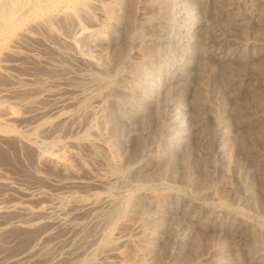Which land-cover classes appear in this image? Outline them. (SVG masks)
I'll use <instances>...</instances> for the list:
<instances>
[{"label": "rangeland", "instance_id": "374dc122", "mask_svg": "<svg viewBox=\"0 0 264 264\" xmlns=\"http://www.w3.org/2000/svg\"><path fill=\"white\" fill-rule=\"evenodd\" d=\"M117 1L0 34V204L90 205L1 231L0 264L42 229L31 264H264V0Z\"/></svg>", "mask_w": 264, "mask_h": 264}, {"label": "bare ground", "instance_id": "6f19581e", "mask_svg": "<svg viewBox=\"0 0 264 264\" xmlns=\"http://www.w3.org/2000/svg\"><path fill=\"white\" fill-rule=\"evenodd\" d=\"M102 1L103 0H0V34H2L11 25H13V24L18 25L23 20H26L27 17L30 18V16H37L38 19H36L34 24L44 26L46 28L47 32L50 34H55V30L53 29V27L51 25L52 22H55L58 20L62 21V20H66V19H70L71 21H73L75 23L76 29L79 33H84L85 28L81 25L82 22L80 23L81 18H84V19L87 18V19L93 21V23H95L93 11L98 10L100 12V15H101V13H103V14L108 13V8L106 7V5H104V3ZM117 2L120 3L119 0ZM107 6H108V4H107ZM109 16H111V14ZM23 30H25V28ZM26 31H27V28L25 31L22 32V35H24L25 37L27 34ZM78 36H79V34H78ZM73 40L75 41L76 37H74ZM115 90H116V88H115ZM7 114H10V112H7ZM63 115H64L63 117L65 119H67L68 121L74 119L76 116L74 113L73 114L67 113V114H63ZM90 127H92V125ZM93 127H95V126H93ZM2 131L4 132V127H3V123L0 122V133ZM89 132L90 133H88V134H91L92 136L97 135L93 131V129L89 130ZM85 136L86 135H84V137ZM88 137H89V135H88ZM16 138H18V137H16ZM87 140L88 139H86V141ZM19 141L23 145H30L28 147H31L34 150V155L31 157L32 164L33 163L34 164L39 163L42 161H44V162L48 161V162L55 164V165H63L64 166V162L62 160L63 157H61L59 155V153H55L54 143L56 141L55 142H48V141H44V140H39L38 138L27 137V136H20ZM58 141H60V140H58ZM20 142H19V144H21ZM92 142H93V140H92ZM60 154H62V152ZM21 190H23V189H21ZM21 190H20V192L25 197L23 200L16 201L14 199H11V200L7 201L6 203L0 204V232L5 230V229L7 230V228H10L13 226L14 227L19 226V228L20 227L27 228V227L33 226V228H34V226H36V225L38 226L41 224H45L47 221H49L48 220L49 219V215H48L49 210L53 209V208L58 210L59 211L58 213H60L62 215V216L60 215L62 217V221L59 223L60 226L77 227L78 223H76V220H77L76 216L78 215L79 211L84 210V209L87 210V209H89V206H90L88 204L89 203L88 201H87L88 203H84V202H82L83 200L82 201L77 200L78 201L77 203H71V204H67V205L62 204L63 201H62V203L58 202L55 205L44 204L41 201L33 202L34 200L36 201L40 196H35V193L31 194L29 192H25V191H21ZM76 196H78V195H76ZM71 198H69V196H68V198H66V199H68V201H69V199H71ZM78 198H79V196H78ZM63 200H64V198H63ZM106 201H109V200H106ZM112 202L113 201H111V203ZM66 203H67V201H66ZM115 204H113L114 205L113 208H114L115 212L122 213L124 211L122 209V207L124 208V206L121 207V206H119L117 204L115 205ZM109 205H111V204H109ZM109 205H107V206H109ZM92 206H93V204H92ZM111 211L112 210H110V212ZM47 224H48V222H47ZM47 224H45V225H47ZM45 234H48V232L46 233L44 229L40 230L38 235L34 238L33 244L30 245V247L28 248V250L24 254L22 253V255H20L18 257H9L8 260H6V262H4V263L5 264H31V261L35 257L36 250H38L37 246L39 244V241L41 240V238ZM123 238H126V237L123 236ZM117 239H118V237H117ZM117 239H115V240H117ZM119 239H120V237H119ZM127 239H129V238H127ZM116 242H118V241H116ZM113 250H115V248ZM68 253H69V251H68ZM113 253H114L113 256L117 259L118 258L122 259V256H124V254H125L124 251H122V249L113 251ZM109 254H111V253H109ZM124 258H126V257H124ZM119 261L120 260L109 259V260H107V264H117V263H119ZM115 262H117V263H115Z\"/></svg>", "mask_w": 264, "mask_h": 264}]
</instances>
